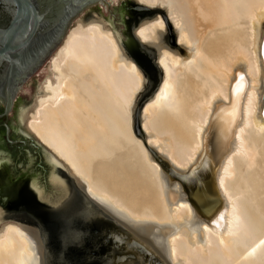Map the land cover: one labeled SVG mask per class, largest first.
I'll return each instance as SVG.
<instances>
[{"label":"bare ground","instance_id":"1","mask_svg":"<svg viewBox=\"0 0 264 264\" xmlns=\"http://www.w3.org/2000/svg\"><path fill=\"white\" fill-rule=\"evenodd\" d=\"M137 1L162 7L177 41H164L160 15L135 30L161 69L141 108L146 139L182 174L192 171L186 181L199 184L204 206L215 191L219 204L200 213L134 135L145 79L102 18L69 31L49 70L38 73L41 96L28 128L150 264H264V197L250 178L264 153V0ZM43 249L36 228L11 223L0 231V264H44Z\"/></svg>","mask_w":264,"mask_h":264},{"label":"rangeland","instance_id":"2","mask_svg":"<svg viewBox=\"0 0 264 264\" xmlns=\"http://www.w3.org/2000/svg\"><path fill=\"white\" fill-rule=\"evenodd\" d=\"M156 15H160L165 23L164 41L169 46L177 48V41L173 35L174 21L167 16L163 8L158 6L144 8L137 5L133 0H107V3L103 5L100 3L92 4L80 12L68 28L69 32L77 29L79 24L87 27L93 20L102 18L105 25L117 33L119 38L121 37L123 48L134 60L145 79L142 90L137 94L135 111L133 112H137L141 104L150 98L161 78V69L158 66L154 50L139 46L135 39H132L136 35V28ZM59 47L50 55L39 71L28 78L18 91V98L13 111H11V123L16 128H28L30 121L33 120L36 106H38L37 98L41 96L37 94L36 77L43 69L49 70L50 66L47 68V65H49L50 60L57 59ZM182 55L185 57L186 54L182 53ZM24 107L28 109L23 119L22 109ZM132 120L133 113L131 114V125ZM33 161L32 157H27L23 171L38 186L39 191H43L46 195L47 206L45 205V208L49 211L52 208L59 210L56 213L59 221L54 241L52 242V235L47 229L43 228L41 232L44 246V264H150L148 256L128 246L130 241L127 236L130 237V234L114 225L110 219L100 216L85 200L73 194L67 178L60 171L55 172V175L63 180L59 183L64 185L60 186L57 196L53 200H49L48 197L52 193V188L50 186L48 189L45 188L46 186L41 182L37 171L32 167ZM51 171L52 168L48 167L46 178L51 175ZM67 171L69 172V170ZM250 178L255 179L256 182L252 183L254 186H258L255 187V191L264 197V153H262V157L257 159L254 168L251 169Z\"/></svg>","mask_w":264,"mask_h":264},{"label":"water","instance_id":"3","mask_svg":"<svg viewBox=\"0 0 264 264\" xmlns=\"http://www.w3.org/2000/svg\"><path fill=\"white\" fill-rule=\"evenodd\" d=\"M133 1L141 7H151L137 0ZM95 3L103 5L107 0H0V102L5 105V111L10 110L26 80L39 71L63 42L73 19ZM132 39H135L139 46L151 48L140 42L136 35ZM144 103L133 113L134 135L142 140L165 174L183 184L190 202L195 204L198 211L207 215L219 204V194L215 191L214 204L204 206L200 199H197L198 195H201L200 190H197L199 184L190 185V181H186L192 171L189 170L187 175L182 174L185 170L176 166L165 153L158 151L155 145L147 141L148 134L142 126L140 115ZM27 134L42 146L45 153L49 151L35 135ZM201 162L207 163L204 153ZM51 168L53 174L57 171L64 174L67 171L62 166H58L57 170L55 167ZM196 169L197 172H203L205 166L199 163ZM69 175V185L73 194L89 204H95L93 198L83 188H79L76 179L70 173ZM211 175L210 173L208 176ZM51 211L59 212L56 208H52Z\"/></svg>","mask_w":264,"mask_h":264},{"label":"flooded vegetation","instance_id":"4","mask_svg":"<svg viewBox=\"0 0 264 264\" xmlns=\"http://www.w3.org/2000/svg\"><path fill=\"white\" fill-rule=\"evenodd\" d=\"M16 100L17 98L8 111H5V105L0 102V231L7 224L18 223L38 229L41 238L44 228L51 233L53 242L58 228V216L45 208L46 195L39 191L38 186L23 171V166L26 165L27 157H32V167L45 188H52L48 198L53 200L63 185L53 180L55 173L46 178L47 168L54 167L48 153L57 155L50 149L45 153L42 146L27 134L35 135L29 128L21 129L12 125L11 111ZM55 168L57 170L58 166ZM64 176L70 183L69 173L64 172ZM128 246L133 248L130 243Z\"/></svg>","mask_w":264,"mask_h":264}]
</instances>
